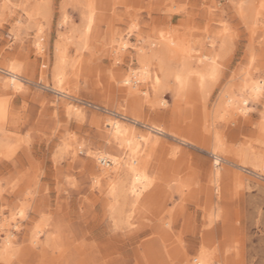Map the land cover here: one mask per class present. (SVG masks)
I'll return each mask as SVG.
<instances>
[{
	"label": "rangeland",
	"instance_id": "obj_1",
	"mask_svg": "<svg viewBox=\"0 0 264 264\" xmlns=\"http://www.w3.org/2000/svg\"><path fill=\"white\" fill-rule=\"evenodd\" d=\"M241 96L246 112H223ZM113 121L150 135L133 208L97 160L128 154ZM201 258L264 264V0H0V264Z\"/></svg>",
	"mask_w": 264,
	"mask_h": 264
},
{
	"label": "bare ground",
	"instance_id": "obj_2",
	"mask_svg": "<svg viewBox=\"0 0 264 264\" xmlns=\"http://www.w3.org/2000/svg\"><path fill=\"white\" fill-rule=\"evenodd\" d=\"M91 12H93V11H91ZM92 20H93L92 15H90V22L88 25H91ZM59 52H61V49ZM59 54L60 53H58V55ZM149 61L150 60L147 56H143L141 58L140 64L142 65L141 67H142V75L143 76L140 79L137 78L136 81H134V77H135L136 73L132 72L123 81L124 84H126L127 86H130L129 87L130 90L138 88L136 86L137 82H142V81L146 80V78L149 77V69H150L149 68V64H150ZM201 64L202 63H200V65ZM207 66H209V65H207ZM210 66L212 67L213 65H210ZM12 69H14V67ZM15 69H16V67H15ZM15 69L7 72V75L9 76V78L5 84L8 86H13V87L19 88L21 78L17 74ZM206 70H208V69L206 68ZM160 71H161V73L164 72L162 65L160 66ZM193 74H194V72H193ZM137 75H139V74H137ZM159 75L160 74H158V73H156L154 75L153 79H154L155 83L160 82L161 79H160ZM188 75H189V70H187V69H185L184 72H182V73L176 72L173 74L177 84H179L180 86H185L188 83ZM197 75L199 76L201 81L204 80L205 73H203L201 71V72H198ZM160 87L161 86H159L158 88H160ZM248 89H249L250 96H252V97H257V96L261 95L263 92V86L260 84L254 83V82H253V84L252 83L249 84ZM249 99L250 98L247 96L242 97V98L231 97L229 102H225L224 111L223 110L222 111L226 112V114H229L230 110H233V111L236 110L237 112H239V114H240V112H242V113L246 112L248 110V107H247L248 103L250 102ZM237 112H235V113H237ZM146 127H147V125H146ZM148 129L152 132H155V133H158V132L160 134L165 133L162 131V129H159L154 125L149 126ZM149 130H148V132H149ZM111 136L113 137L114 140H116L118 142L120 147L122 146L125 148L126 153H128V154H126L125 157L121 158L122 156L117 157L115 155H111L108 153H100L98 155L97 160L99 161V163H102V164H103V161H105V164H103V166H112L111 170L114 167L115 168L114 170H117V172H124L125 173L126 180H122L121 178H118L117 180L113 179L110 181V185L112 186V194L116 197L122 196V194H123L124 196H126L127 198L130 199L131 207L133 208L136 206V204L139 203L141 196L144 194L147 187L151 183V181L148 177L147 162L141 156L142 144L144 145V144L149 143L150 135L147 132L141 133V132H137L135 130H131L130 128H127L120 121H113L111 124ZM215 156H216L215 157V159H216L215 165L218 166L220 164V158L217 154H215ZM125 159H127V160H125ZM101 172L103 174L104 172L106 173L109 171L102 169ZM114 172L116 173V171H114ZM218 172H219L218 169H216V171L214 172V177H218V175H219ZM125 181H128V183L124 184ZM3 240H4L3 241L4 247L6 249L5 251L10 250L12 248L13 243H14V241L12 240L11 234L8 233ZM37 242L38 241L35 238L32 243L34 245H36ZM196 264H207V262L205 261L204 258H201L198 260V262Z\"/></svg>",
	"mask_w": 264,
	"mask_h": 264
},
{
	"label": "built area",
	"instance_id": "obj_3",
	"mask_svg": "<svg viewBox=\"0 0 264 264\" xmlns=\"http://www.w3.org/2000/svg\"><path fill=\"white\" fill-rule=\"evenodd\" d=\"M108 163V162H107ZM103 164H105V161H103Z\"/></svg>",
	"mask_w": 264,
	"mask_h": 264
}]
</instances>
